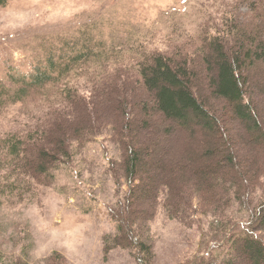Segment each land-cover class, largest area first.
<instances>
[{
  "label": "rangeland",
  "instance_id": "rangeland-1",
  "mask_svg": "<svg viewBox=\"0 0 264 264\" xmlns=\"http://www.w3.org/2000/svg\"><path fill=\"white\" fill-rule=\"evenodd\" d=\"M259 20L264 21V0H6L0 6V87L9 89L7 95L17 87L11 76L43 67L46 55L68 66L58 81L22 101L0 98V263L138 264L137 245H112L116 222L109 209L121 210L119 201L123 205L129 188L124 179L117 182L111 168L122 152L113 137L121 118L113 116L117 102L111 99L136 94L132 87L138 86L136 63L142 57L160 53L199 63L211 37L226 36L230 26L250 28ZM64 88L97 95L93 110L64 108ZM128 109L122 108L123 116ZM76 112H83L93 129L65 142L68 157H58L38 179L19 170L11 174L16 162L8 166L12 157L3 151L5 141L32 137L40 143L41 135L56 126L74 130ZM152 130L160 132L140 130L137 138H153ZM174 141V146L160 143V152L149 156L151 167L159 157L178 151L182 139ZM163 200L159 195L152 218L145 221V213L134 224L135 238L150 251L146 260L144 251L145 264H192L216 242L217 220L241 225L248 217L234 204L223 219H214L198 210L194 199L182 220L168 215Z\"/></svg>",
  "mask_w": 264,
  "mask_h": 264
},
{
  "label": "trees",
  "instance_id": "trees-1",
  "mask_svg": "<svg viewBox=\"0 0 264 264\" xmlns=\"http://www.w3.org/2000/svg\"><path fill=\"white\" fill-rule=\"evenodd\" d=\"M5 1L0 0V6ZM245 25L230 26L231 30L224 31L226 36L211 37L199 63L160 53L142 57L136 63L139 83L132 87L136 94L126 93L123 100L121 93L111 99L117 102L113 116L121 118L113 137L122 147L121 160L112 162L111 168L117 182L122 178L129 188L123 205L119 201L121 210L109 209L116 222L112 245L130 249L137 245L138 264H145L144 251L145 260L150 251L135 238L134 224L144 220L145 213V221L152 218L159 195H164L168 215L182 220L188 218L186 209L191 210L194 199L198 210L214 219H223L225 210L234 204L248 212L241 225L217 220L212 237L216 242L192 264H264V21L250 28ZM60 60L46 55L43 67L36 66L28 75L11 76L17 87L10 96L7 87H0V98L22 101L32 91L58 81L68 66ZM61 92L64 108L93 110L97 95L71 93L67 88ZM125 106L129 111L123 116ZM82 114H74V130L56 126L47 136L41 135L40 143L32 137L5 141L3 151L12 157L8 166L13 168L16 162L11 174L19 170L38 179L58 157H68L65 142L93 129ZM151 129L160 132L152 130L154 137L148 140L137 138L138 131ZM175 138L182 139L176 145L178 151L159 157L151 167L149 156L160 152L164 140L174 146ZM109 248L106 245L104 251Z\"/></svg>",
  "mask_w": 264,
  "mask_h": 264
}]
</instances>
